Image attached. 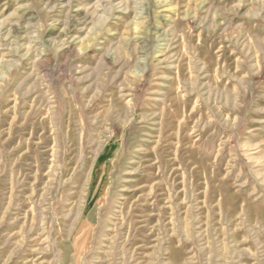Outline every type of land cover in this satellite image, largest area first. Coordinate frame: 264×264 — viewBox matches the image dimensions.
<instances>
[{
	"label": "rangeland",
	"instance_id": "rangeland-1",
	"mask_svg": "<svg viewBox=\"0 0 264 264\" xmlns=\"http://www.w3.org/2000/svg\"><path fill=\"white\" fill-rule=\"evenodd\" d=\"M0 264H264V0H0Z\"/></svg>",
	"mask_w": 264,
	"mask_h": 264
}]
</instances>
